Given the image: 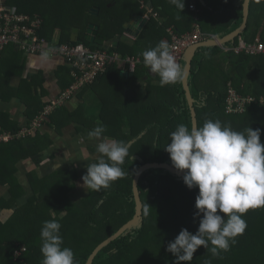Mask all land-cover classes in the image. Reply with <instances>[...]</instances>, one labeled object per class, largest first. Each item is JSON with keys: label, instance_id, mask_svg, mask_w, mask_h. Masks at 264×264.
<instances>
[{"label": "trees", "instance_id": "16d2710c", "mask_svg": "<svg viewBox=\"0 0 264 264\" xmlns=\"http://www.w3.org/2000/svg\"><path fill=\"white\" fill-rule=\"evenodd\" d=\"M69 1L73 0H60L63 12L68 8L77 11L86 4V0H74V3L68 5ZM107 1L93 0L91 6L97 5L100 9L96 17L106 15L111 9H107L104 4ZM124 1L128 4L120 7L118 19L112 22L106 20L103 25L100 23L102 29L98 31L93 42L83 38L87 24L85 22L83 33L80 32L79 35L81 42L91 49L117 51L121 57L126 54L142 57L143 50H138L135 46L119 42L108 47L105 43L106 40L116 39L115 35L123 31L122 24L131 18L132 13L142 14L146 11L145 8L137 9L138 0ZM142 1L145 5L148 0ZM193 1L194 3L184 0L185 7L179 12L169 0H153V10L163 16L162 20L159 23L150 18L139 38L146 37L151 43H158L167 37L169 43L171 35L166 31L168 26L174 33L181 35L191 31L196 24L203 36L221 38L242 23L244 0ZM17 2L22 4V0L6 1L7 4ZM39 2L41 0H31L30 3L33 4L27 9L30 13H38L43 20L42 28L47 29L46 22L54 16L58 8L48 0H43L41 4ZM190 4H193L195 9L191 10ZM130 6L132 8H129ZM158 6H161V9ZM81 14L80 19L83 12ZM168 15H171L174 24L170 25ZM70 27L63 31L68 34ZM239 38L246 41L257 38L264 42V3L256 4L254 0H250L247 22L239 35L221 45L202 46L195 50L187 82L196 112L197 127L202 126L207 119H219L223 124L230 125L233 130L240 132H245L248 127L253 130L260 128V141L264 144V105L259 101L261 97L264 99V53H236L234 47ZM226 46L229 49H225ZM180 65L183 67L184 60H181ZM109 69L114 70L115 67L108 66L95 81L110 73ZM115 72L119 75L117 70ZM228 82H231L239 94L253 98L242 112L227 114L224 111ZM23 84L27 88V82L24 81ZM28 91L24 88L16 90V96L27 106V121L23 125L29 124L45 105L44 101H38ZM155 91V95L165 93L159 96L160 107L140 109L139 128L124 136L119 135V139L126 142L135 137L134 143L128 146L129 156L122 166L127 175L113 182L108 189L87 190L86 194L82 191L83 195L76 199L79 200L77 202H74L70 193L76 190L75 181L78 182L81 175L73 166L48 174L28 172L25 186L15 175L16 159L13 152L23 150L27 154L16 156L26 158L32 155L37 165H40L43 156L34 153L47 149L52 144L51 138L42 136L38 130L34 134L9 142H0V167L6 165L7 169V172L4 168L0 171V184L8 185L7 194L0 196V210H9L8 216L0 218V264H42V224L53 218L60 219V216L63 217L60 219L63 246L73 250L77 264H85L92 250L101 241L114 234L132 218L135 212L132 179L137 168L147 162H166L173 166L169 154L164 150L169 143V133L180 123L191 128L190 109L181 80L168 86L167 91L165 88ZM168 92L171 94L167 95ZM45 94L44 92L41 95ZM79 114V108L68 112L63 105L55 108L48 119L50 125L55 123L57 131L60 132L63 127L61 124L79 122ZM100 118L98 123H103V117ZM21 127L22 124H13L4 129L15 133ZM82 131L84 129L77 128L78 133L84 134ZM106 132L114 137L117 135L114 131ZM92 162H95V159L90 160L88 164ZM137 185L143 204L140 220L101 248L91 264H174L175 257L166 251L167 244L182 228L195 234L199 218L194 219L193 214L196 211L194 203L198 188L189 189L184 184L182 175L178 176L163 168L145 170ZM19 199L22 201L20 205ZM145 208L149 209L148 215L144 214ZM243 219L247 222V228L242 235L236 237V243L231 245L230 251L213 257L208 249L200 246L194 253L191 264H208L209 261L210 264H264V207L249 209ZM22 246L24 250L21 249ZM180 264L188 262L181 261Z\"/></svg>", "mask_w": 264, "mask_h": 264}, {"label": "clouds", "instance_id": "9594fccd", "mask_svg": "<svg viewBox=\"0 0 264 264\" xmlns=\"http://www.w3.org/2000/svg\"><path fill=\"white\" fill-rule=\"evenodd\" d=\"M254 2L261 4L264 0ZM169 3L179 12L185 7L184 0H169ZM141 6L147 11L144 3ZM146 11L139 14L145 17ZM152 13L156 15L153 16ZM39 17L42 23V18L40 15ZM150 18H157V13L152 10L149 18H146L147 22ZM168 29L171 30V27ZM193 33L200 34L201 38L187 45L181 60H184L189 47L194 43L215 38L203 36L197 24L191 31L183 34ZM226 48L229 49L228 46ZM141 55L143 66L159 77L161 87L183 79L185 72L180 65L181 60L178 64L167 41H159ZM43 109L35 117L40 116ZM48 116L43 119L42 124ZM105 131V126L101 124L87 134L90 140L95 141L96 153L95 162L86 166V173L82 176L83 187L88 190L108 189L113 182L127 175L122 166L129 156L128 145L124 141L105 137ZM260 136V128L253 130L248 127L245 132H240L219 119H207L202 126L191 128L180 123L169 133V143L164 150L169 154L175 169L183 172L184 184L189 189L198 188L194 203L196 211L193 214L194 219L199 218L195 234L182 228L166 247V251L175 257L174 264H180L181 261L191 264L193 255L200 246L208 249L213 257L230 251L231 245L236 243V237L242 235L247 228L244 214L249 209L264 207V144L261 143ZM81 159L88 161L91 156L85 153ZM144 214H149L148 208L144 209ZM62 218L61 216L60 219ZM60 219L53 218L42 224V264H77L73 250L63 246Z\"/></svg>", "mask_w": 264, "mask_h": 264}, {"label": "crops", "instance_id": "0c3cea01", "mask_svg": "<svg viewBox=\"0 0 264 264\" xmlns=\"http://www.w3.org/2000/svg\"><path fill=\"white\" fill-rule=\"evenodd\" d=\"M6 1L8 0H0V2L7 4ZM48 1L58 8V11L55 14H67L70 11H74L73 9L68 8L66 12H63L60 7V0ZM152 1L153 0L146 1L145 6H151L153 10ZM30 2L31 0H22V4L17 2L16 4H12V6L16 8L17 13L32 16L34 13H30V10L27 9L33 4ZM138 2L139 4H137V9L143 10L141 6L142 0H138ZM190 2L194 3L193 0H190ZM39 3H43V0ZM125 3L126 1L124 0H108L104 4H106L107 9H111H109L106 15H103V18L112 22L114 20V15L111 14L112 9L116 6H120L122 8ZM91 4H93V0L91 3H88L87 1L85 4V6L88 5V8L86 6L88 14H91L90 9L93 7ZM158 8L161 9V6H158ZM156 13H158L157 18L154 20L160 23L163 16L160 15L158 11ZM85 14L86 13H83V16L81 17V24L83 27L85 24L84 21L87 23L85 29L88 23H94L98 25V33V31L102 29L101 24L96 22L93 18L92 20H88L87 15ZM108 15L110 18H106ZM166 18L167 16L164 17V19ZM169 19L171 20L170 25L174 24L171 15L169 16ZM42 27L43 20L42 23H40L39 34L46 38L49 42L55 41L65 44L81 42L79 36L81 26H71L68 34L63 30H56L52 36L47 35L45 33V28ZM72 27L79 28V32L74 41H70ZM169 27L170 26L166 28V31ZM142 30L143 28L135 36L123 28L121 33L119 32L115 35L114 38L116 39L106 40L105 43H107L108 47H112L119 42L138 47L139 42H141L143 45L141 50L143 51L154 47L157 42L151 43L146 37L141 39L139 38ZM46 31L49 32L48 29H46ZM138 38L140 39L139 42L137 41ZM67 39L69 40L67 41ZM162 40L168 42L167 37ZM124 57L137 59L135 70L131 72V74H129V63L125 62L124 65L121 66L114 63V65L112 64L109 67L114 66L115 69H109L110 73L105 75L101 80L98 79L92 83L81 85L77 90L71 93L67 100L64 101L62 105L66 106L68 112L74 110L76 111L78 108L81 110V114L78 116L79 122L75 121L61 124L63 127L60 132H58L56 124L52 123L50 125L49 119H45L39 133H42V136L51 138L52 144L47 149L40 151V153H34L41 154V156H43V158H41L40 165H37V162L34 161V157L32 155L26 158H22L19 155V157L16 156V154H27L26 152H23V150L13 152L16 159L14 165L15 175L23 186H25L27 182L26 174L28 172L36 171L38 174H48L60 169L65 170L66 167L71 168L70 166L75 167L78 172L80 171V180L82 181V176L86 173V166L88 165V162L95 159L96 156L95 141L90 140L87 135L90 130L102 124L105 126L106 131H114V134H117L114 137L112 134L110 135L105 131L103 134L105 137L119 140V135L124 136V134L139 128L138 124L140 122V118L135 117V114H139L140 109L148 108L149 110V105L152 102L150 99L154 97L152 95H155V89L159 90L165 88L167 91L168 86L171 85L161 87L159 85V77L152 74L143 66V57L130 54H126L122 58ZM115 70L118 71L119 75H116L117 73ZM70 72L71 67L60 56H52L49 54L29 55L18 48L8 45V47L5 48L0 55V130H3V132H9L8 129L4 128L13 126V124H22V126H27L23 125L25 124V121H27V106L20 100L19 97L16 96L17 89L24 88L28 91V86H30V91L28 92L32 93L38 101H44L46 103L51 98L57 97L62 91L67 89L70 84L74 83V79ZM121 72L129 73L127 76H124ZM24 81L27 82V88L23 84ZM36 87H38V91L36 90ZM44 92L46 94L41 95L44 94ZM168 94L171 93L168 92L167 95ZM156 97L159 99V96ZM96 99H98V102L96 106L91 109L90 105L92 102L97 101ZM89 116L96 119L92 120ZM100 117H103V123H98L101 119ZM77 128L84 129V131H82L84 134L78 133ZM127 143L130 145L132 142L128 140L126 144ZM85 153L91 156V159L88 161L81 159ZM68 160L70 162H68ZM9 161H11V159ZM5 166L6 165L1 166L0 171L4 168L7 172ZM75 184L77 185V181H75ZM80 187L81 189L84 188L83 185ZM7 189V185L0 184V196H5L7 194ZM87 190L88 189H86V191ZM21 203L22 201L19 199L18 204L20 205ZM8 213V209L0 210V218L8 216Z\"/></svg>", "mask_w": 264, "mask_h": 264}, {"label": "built area", "instance_id": "2783aa9c", "mask_svg": "<svg viewBox=\"0 0 264 264\" xmlns=\"http://www.w3.org/2000/svg\"><path fill=\"white\" fill-rule=\"evenodd\" d=\"M190 9H195L193 4L189 5ZM155 16V13H152ZM149 18L148 15H145ZM40 17L38 14L27 15L17 13L16 8L0 2V55L8 45H13L19 50L29 55H52L60 56L70 67L74 83L62 91L57 97L50 100L45 106L40 116L35 117L27 126H22L17 132H3L0 130V142H9L20 137L33 134L42 125L43 119L56 107L64 103L72 92L77 90L81 85L92 83L102 75L108 66L117 63L120 66L125 62L129 63V70H135L136 58H122L118 52H108L103 49H91L81 42L76 43H58L49 42L39 34ZM171 35L169 42L171 51L175 56L177 63L182 58L183 50L191 42L201 38L198 33L178 35L168 29ZM228 49V48H226ZM236 53L243 52L248 55L264 53V42L255 38L253 41H246L239 38L237 45L234 47ZM249 95L239 94L232 86L231 82L226 84V95L224 99L225 113L242 112L246 104L252 101ZM260 104L264 105V99H259ZM24 250V247H21Z\"/></svg>", "mask_w": 264, "mask_h": 264}, {"label": "water", "instance_id": "95a60500", "mask_svg": "<svg viewBox=\"0 0 264 264\" xmlns=\"http://www.w3.org/2000/svg\"><path fill=\"white\" fill-rule=\"evenodd\" d=\"M249 2L250 0H248V2L246 3L245 0L243 1V20L241 25L236 28L235 30H233L232 32H230L229 34L225 35L224 37L221 38H209L206 40H202L200 42L194 43L193 45H191L185 55L184 58V65H183V69L185 72V75L183 77V79H181V84L185 93V97L190 109V116H191V127H197V118H196V112L193 106V99L189 90V86H188V74L190 72V68H191V61L194 55V52L197 48L202 47V46H210V45H220L222 43H226L229 40H231L233 37L239 35L243 29L245 28L246 22H247V18H248V13H249ZM90 13L93 15H96L98 13V7H92L90 9ZM147 19L145 17H143L141 14L139 13H134L132 14L131 18L128 21H125L123 23V28L128 31L129 33H132L133 35H137L139 33V31L143 28V26L146 24ZM97 29H98V25L94 24V23H88L86 29H85V33L83 35V38L87 41L93 42L95 35L97 33ZM79 32V28L78 27H72L71 29V33H70V41H74L76 38V35ZM129 72L125 73V72H121L122 75L127 76ZM131 74V72L129 73ZM149 168H163L166 169L168 171H170L173 174H176L178 176L183 175V172L180 170L175 169L174 166L166 163V162H147L144 163L142 165H140L134 176L132 181L135 183L133 184L132 182V193H133V198H134V202H135V212L134 215L132 216V218H130L126 223H124L114 234L110 235L109 237H107L106 239H104L103 241H101L91 252V254L89 255L87 261L85 264H91L95 255L97 254V252L103 248L104 246H106L107 244H109L111 241L115 240L118 236H120L125 230H127L128 228L132 227L133 225H135L141 218L142 216V201H141V197L139 194V189H138V179L140 177V175L147 169ZM186 171V170H184Z\"/></svg>", "mask_w": 264, "mask_h": 264}, {"label": "rangeland", "instance_id": "374dc122", "mask_svg": "<svg viewBox=\"0 0 264 264\" xmlns=\"http://www.w3.org/2000/svg\"><path fill=\"white\" fill-rule=\"evenodd\" d=\"M63 0H61V2H62ZM88 1V3H91L92 2V0H86V2ZM72 3H74V0L73 1H69V2H67V4L68 5H71ZM141 3H143V1L141 2ZM9 5H12V4H9ZM87 6V8H88V5H86ZM86 6H83V7H81V8H79L77 11H70V12H68L67 14L66 13H58V14H55L53 17H50L49 18V20L46 22V25H45V27H47V29L49 30V32H47L46 31V28H45V33L47 34V35H50V36H52L53 34H54V31H56V30H66V29H68L71 25L72 26H81V29H80V31H81V33H83V30H84V28H82L83 27V25L81 24V22H82V19H80V16L82 15L81 13L83 12V13H86L87 12V19L89 20H92V18L94 19V20H96V22H99V23H101L102 25H103V23L107 20H105L104 18H103V16L101 17H96V16H94V15H92V14H88V9L86 8ZM94 7H97V5H93ZM129 8H132V6H130ZM87 10V11H86ZM100 9H99V7H98V11H99ZM150 12H152V8H151V6H149V7H147V11H146V13H145V15H148V16H150ZM111 14L112 15H114V19H118L117 17H119L120 16V6H116L114 9H112V11H111ZM132 14H134V13H132ZM110 18V16L108 15V16H106V18ZM80 19V20H79ZM63 21H65L66 23L65 24H63L62 22ZM109 21V20H108ZM84 23H85V21H84ZM104 26H106V25H104ZM80 35V34H79ZM142 43L141 42H139V46L137 47V49L138 50H141L142 49ZM36 90L38 91V87H36ZM162 94V92H160V93H158V94H156V95H154V97L152 98V99H150L152 102H151V104L149 105V106H156V108H159L160 107V103L158 102V98L156 97V96H160ZM165 93H163L161 96H163ZM97 101H95V102H92L91 103V105H90V108L91 109H93L95 106H96V104H97V102H98V99H96ZM148 106V107H149ZM148 111V110H147ZM140 116V114H135V117H139ZM145 117V116H144ZM147 119V118H146ZM147 125V124H146ZM10 132H12V131H10ZM117 138V137H116ZM130 140V142H132V143H134L133 142V140L135 141V137L133 138V137H131V138H129ZM120 140V139H119ZM125 143H126V140L124 141ZM131 143V144H132ZM127 145H129V143H127ZM68 162H70L69 160H68ZM71 165V164H70ZM69 165V166H70ZM73 169H76L75 167L73 168ZM80 172V171H79ZM78 184H77V186L75 187V191L73 192V193H70L71 194V197H72V199L74 200V202H77V201H79V200H76L77 198H80L83 194L81 193L82 191H83V193L85 194L86 193V189L85 188H82L81 189V185H83V181H81L80 179L78 180V182H77ZM8 186V185H7ZM74 189V188H73ZM72 200V201H73ZM80 206H82L81 204H80ZM63 214V213H62ZM61 214V215H62ZM61 217V216H60Z\"/></svg>", "mask_w": 264, "mask_h": 264}]
</instances>
